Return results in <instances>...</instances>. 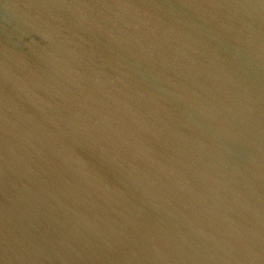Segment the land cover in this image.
Instances as JSON below:
<instances>
[{
    "label": "water",
    "instance_id": "95a60500",
    "mask_svg": "<svg viewBox=\"0 0 264 264\" xmlns=\"http://www.w3.org/2000/svg\"><path fill=\"white\" fill-rule=\"evenodd\" d=\"M0 264H264V0H0Z\"/></svg>",
    "mask_w": 264,
    "mask_h": 264
}]
</instances>
